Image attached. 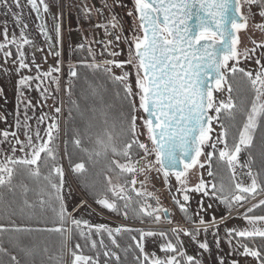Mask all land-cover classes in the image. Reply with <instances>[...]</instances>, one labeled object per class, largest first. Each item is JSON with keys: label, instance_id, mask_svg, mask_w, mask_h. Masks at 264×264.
<instances>
[{"label": "snow or ice", "instance_id": "obj_1", "mask_svg": "<svg viewBox=\"0 0 264 264\" xmlns=\"http://www.w3.org/2000/svg\"><path fill=\"white\" fill-rule=\"evenodd\" d=\"M18 8L20 7V0H12ZM27 3L36 11L37 15L43 20L42 12L49 11V5L45 0H27ZM243 3L249 6L251 11L252 5H258L260 8L259 15L264 17V0H243ZM0 5L8 6L9 0H0ZM107 7V4L104 5ZM135 7L138 12V18L142 29V35L136 34L128 41V59L118 61L116 59L105 61V72L111 73L112 67L124 69L125 67L134 68V72L122 71L119 76L112 78L119 81L124 85L125 94L131 104V114L129 120V133L133 137L130 141L123 144L121 148L110 143L111 135L108 134L109 143L105 148H111L114 155L123 157L125 162L121 163L120 160H113L111 163L119 169L118 178L121 176H131L130 180L125 179L123 184H113L112 178L107 177L108 189L111 193L112 199L110 200L107 195L102 198L98 194L96 203L103 208L115 213H120V203L127 209L130 202L133 201V193L135 197H142L143 202L139 199L136 203L139 205L137 215H147L153 217L156 222H159L161 217L160 212L164 213L165 217H170L167 209H163L159 205V199L153 193L143 190V181H140L141 188H136L138 173L145 171L144 168L139 167V160L132 159V149L135 145L143 151V157L147 161L149 170H155L163 174L167 179L171 173L175 174L176 180L181 185L177 191L183 193V200L189 201V191L202 193L210 198H215L221 203L228 206L229 209L233 205L243 206L249 197L255 198L259 192H264V186L257 182V175L253 174L251 170L247 175L251 178V184L245 186L243 183H235L234 186L225 188L223 183L219 188L215 183L205 182L202 178L199 183L195 184L192 188L187 187V174L189 170L195 168L197 165L201 168L204 163L200 161V157L204 155L205 148H210L211 151L207 153V161L209 168L211 161L215 154L218 152L219 159L225 161L235 176V167L238 164L239 154L243 148L251 144L253 134L255 133L261 118H264V65H260V61L256 63L260 65V70L253 74L252 71H247L243 68H238L236 65L239 63L241 56L248 57L250 52L255 49H245L243 53L238 50L240 43L238 33L241 29L247 28L248 17L241 12L242 0H135ZM11 10V9H9ZM91 8L85 7L86 15L91 13ZM102 12V9L99 10ZM16 15V14H14ZM128 15H132L131 12ZM17 21H20V16L16 15ZM56 19L55 17L53 18ZM97 27H104L107 34L109 27H116L115 23L110 25H97ZM261 31H264V22L256 25ZM56 31L59 33V22L56 23ZM133 31H136L134 28ZM41 32L50 40L51 37L47 32V25L41 24ZM5 41L0 43V51H3L8 44H15L17 55L19 57L18 68H28V64L24 62L25 53L22 51L23 45L31 44L32 41L21 32L19 39L15 35L11 40L8 39V31L5 28L3 33ZM115 41H120L121 37L116 35ZM109 44L112 41L108 42ZM255 43V42H254ZM264 47V43L257 45ZM84 47V45H80ZM11 51L4 52L5 57L11 56ZM59 56V52L55 53ZM112 56L118 55L117 52L110 53ZM133 60L136 63H133ZM230 62L231 65H230ZM39 66H37L38 68ZM89 67L99 68L100 65L93 64ZM60 68H50L48 72L42 73L45 77H50L56 81L58 86V78L53 77L52 73H59ZM225 71L235 75L237 72L243 73L248 77L253 98L251 100L250 108L241 109L244 116L243 121L237 126L235 123L225 126L221 120V112L224 111L228 116L235 120L233 110L237 107L233 101L231 92L232 87L228 85L229 95L227 100H217L214 92L223 91V83L226 80ZM69 76L76 77L77 72L75 67L70 66ZM41 74L33 77H22L19 80L20 86H26L29 81L36 79L39 81L36 87L39 89L43 80ZM133 77L137 91L133 92ZM30 86V85H29ZM0 89V93H2ZM70 91V89H69ZM41 95L45 98L48 97V89L44 88ZM138 97L139 104L137 106L136 98ZM31 101L25 105V141L17 139L16 143L20 145V151L24 155L20 158H15V146L12 148V156H6L0 160V186L10 184L13 175L17 172V166L21 165L27 168L28 174L33 177H40V165L43 163L44 167L48 169L47 175H44V180L47 181L45 187H41L37 192L38 203L44 205L53 199L59 202L58 217L61 227L53 229L54 231L63 234L70 233V229L64 228L62 225L67 221L76 228H80L81 224L87 226L88 233L95 229L97 233L107 232L109 237L113 235V229L108 228L106 225H89L86 220H78L72 217L71 213L67 210V205L64 202L65 191V172L62 164L56 163V152L52 146L53 140L56 138L54 132L59 131V121L56 117H51V122L47 125L44 136H41L39 130V123L43 122L45 117L42 115L39 118L37 128L33 131L31 126L26 123L27 109L31 107ZM58 115L61 111L60 107L54 109ZM137 112L146 114L147 118L143 116L138 117ZM5 119L6 117H0ZM140 120L142 126L146 128L148 138L153 145L149 148L147 144L135 139L137 136V121ZM216 122L221 127V132L216 136L213 141L212 133L214 131L212 125ZM16 127H21V121L17 119ZM230 129H235L231 136L232 144L228 143V136ZM10 133L3 131L0 136L7 140ZM13 137L16 133H11ZM77 145L80 140L74 141ZM98 143H103L98 141ZM217 144H222V149H217ZM27 149V152H25ZM87 152V149H84ZM43 154V158H42ZM155 155V160H147L151 155ZM51 161V165H49ZM158 165V167H157ZM71 170L74 173H82L85 169L83 162L71 164ZM209 176L213 172L209 170ZM23 195L27 197L30 189L27 185L21 186ZM50 189V190H49ZM220 193V195H217ZM68 194L71 195L69 189ZM47 197V199H45ZM149 199L156 200V206L153 207L148 203ZM179 205L181 211L187 213L185 204L179 200H175ZM26 207H32L27 199L24 200ZM259 205H264V200L259 201ZM81 207L84 206V201H81ZM258 205H253L247 211L252 212ZM212 207L211 204L208 205ZM151 209V211H149ZM73 208V211H76ZM203 211V205L201 204ZM127 217V211L122 213ZM189 219H191L189 217ZM244 219L249 224L256 222H264V216L244 215ZM215 217H213V224ZM199 223L205 225L203 231L207 233L209 224L201 216ZM0 230H5L4 225L0 224ZM125 231H138L140 233V240L132 237L143 256V261L147 264H181L180 259L177 257H186L185 264H202L201 260L196 259L194 256L187 255L185 251L178 250V244L182 246L183 241L179 240V235L183 232L193 242L198 243L199 249L210 251L207 241H197V236L201 229L196 228L192 230H185L182 228H173L171 232L177 237V243L167 239L166 243L161 245V250L164 252H172L174 255L167 256L164 259L151 256L144 252L143 239L145 237L160 236L167 237L166 232L144 231L142 229H123ZM121 228H116L115 232H121ZM84 236V231L80 232ZM228 235H235L239 238L260 236L264 237V230L255 228L248 230L229 229ZM67 239V235L65 236ZM102 243V241H101ZM113 243L115 240L113 238ZM218 243V242H217ZM231 243V240H229ZM92 247L96 246V241H91ZM243 247V255L251 256L259 260L260 264H264V254L260 250L250 248L247 245H240ZM76 248L79 249L80 245L77 244ZM108 253H105L107 256ZM117 261L119 256L113 254ZM72 264H89L93 260L90 256L77 255L75 251L72 252ZM15 260V257H12ZM139 260V257H136ZM220 264H223L221 259ZM233 264L238 262L233 261Z\"/></svg>", "mask_w": 264, "mask_h": 264}, {"label": "rangeland", "instance_id": "obj_2", "mask_svg": "<svg viewBox=\"0 0 264 264\" xmlns=\"http://www.w3.org/2000/svg\"><path fill=\"white\" fill-rule=\"evenodd\" d=\"M54 1H56V3L52 0H45V2L53 8L57 17L60 16L61 20L59 42L63 47L61 49H64L65 52L64 61L63 58H60V74L55 72L52 73L53 77L58 78V86L56 81L52 78L42 75V73L48 72L50 68H55L56 61L47 49L43 50V47H47L48 43L41 32V24L35 10L27 3V0H20L19 8L12 3V0H9L8 6L0 5V43L5 41L3 35L5 28H7L9 40H11L13 35L19 39L23 31L28 39L32 41L31 44L23 45L21 49L25 53L24 62L28 64V68L25 69L18 68L19 57L15 44H8L3 51H0V89L3 90L2 93H0V117H6V120L0 119V133L3 131H8L10 133L7 140H4L3 136H0V160H3L6 156L13 155V146L16 148L14 154L15 158H20L24 155V153L20 151V145L17 144L16 141L17 139L20 141H25L26 139V129L24 127L25 105L28 101H31L32 106L27 109V117L29 119H27L26 123L31 126L33 131L37 128L39 118L42 115L45 119L43 122L39 123L41 136L45 135L47 125L51 122V117H56L59 121V131L58 133L54 132V136L60 135L58 142L61 151V164L65 172L64 194L70 202V207L72 209H77L71 212L72 217L81 221L86 220L89 225L103 224L112 229H124L127 225H133L144 229L146 228L145 231L166 232V238L160 236L145 237L142 241L144 252L148 253L150 256L154 253L155 256L161 259L175 254L161 250V245L166 243L167 239L172 240L173 243H177V237L173 235L171 229L182 228L185 230H192L199 228L201 231L197 236V241L203 242L206 240L209 244L210 251L199 249L198 243L191 241L183 232L179 235V240L183 241L182 246L179 244L177 245L179 251H185L187 255L194 256L196 259L201 260L202 264H220L221 259L223 260V264H233V261L238 262V264H260L259 260L256 258L243 255V247H241V244L235 239V235H228V230H242L245 228L250 231L255 228L264 230V222L249 224L248 221L244 219L247 210L252 205L262 200L264 194L244 203L243 206L233 205L231 209L215 198H210L209 196L194 191L188 192L190 199L185 202L183 200V193L177 191L181 188V185L176 180L175 174L171 173L166 179L162 173L154 169L149 170L147 161L142 159L143 161L140 167L144 168L145 171L137 174L136 180L138 181V187L136 186V188L140 189L141 184L139 182L143 181V190L153 193L154 196L159 199L160 207L167 209L171 214L170 220H167L164 213L160 212L159 214H162V218L159 222H156L153 217L139 222H128L119 216L112 215L109 212L110 210L103 208L87 197L80 182H77L73 176L67 161V152H65L64 122L67 109L65 89L68 84L72 83L71 79L73 78L69 76L70 66L77 69L80 63L87 62L92 65L97 64L105 67V61L112 59L118 61L126 60L128 59L129 45L124 37L127 36L131 39L133 35H142L143 33L138 18V12L135 7V0H79V3L75 0H60L59 7L58 1ZM105 4H107V7H104L102 12L99 11L102 5L104 6ZM86 6L94 11V13H92L93 17H90L92 16L91 13L86 15ZM259 11L260 8L258 5H252L251 11H249V6L243 3L242 0L241 12L248 17V23L247 28L241 29L238 33L240 43L237 47L241 53H243L245 49H255V51L250 52L247 58L242 55L236 66L238 68H243L245 72L252 71L253 74L260 70V65H264V47L257 46L264 43V31L256 27L258 23L264 22V17L259 15ZM129 12H131L132 15H128ZM14 14L20 16L19 22ZM112 23H115L116 27H109L107 34L104 27H97V25H110ZM48 26L51 33L54 35L53 26L50 21H48ZM134 28L136 31H133ZM116 35L121 37L120 41H115L114 37ZM109 41H112V43L109 44ZM42 42L43 44H41ZM80 44H86L87 49L84 52L88 51L90 54L88 58L83 57L81 59L77 56L79 50L75 51V45ZM7 51H11V56L5 57L4 52ZM112 52H117L118 55L115 57L110 55ZM257 60L260 61V65L256 63ZM133 63L135 64L136 61L133 60ZM231 63L232 62H230V65ZM37 66L39 67L37 68ZM122 71L134 72V68L125 67L122 70L118 67H112L111 75L119 76L122 74ZM38 74H41L40 78L43 80L39 89L36 87L37 83H39L36 79L30 80L29 84L26 86L19 85L18 82L22 77L35 78ZM229 74L230 72L225 71L226 80L222 85L223 91L214 92V96L217 100H227L229 95V83L227 80ZM44 88L48 89V97L46 100L41 95ZM136 91L137 89L133 77V92ZM136 103L138 106V97L136 98ZM56 107H60L61 109L58 115L54 111ZM136 115L146 118L145 114L142 112H137ZM17 119L21 121V127L19 129L16 127ZM212 127L214 129L212 137L213 141H215L216 136L221 132V127L215 121ZM13 132L16 133L15 137L11 135ZM136 137L140 142L147 144L149 148L153 147L148 138L147 130L142 126L140 120L137 121ZM222 148V144H217V149ZM209 151H211V149L206 147L204 155L200 157V161L204 163L203 168L197 165L195 168L189 170L187 174L188 188H192L195 184L199 183L201 178L205 182L213 183L212 176L208 175L209 170L212 171V168H209V164L205 162L207 161V153ZM25 152H27V149H25ZM141 155V157H143V151ZM147 160L154 161L155 155L149 156ZM249 170L251 169L249 168L247 158L242 149L239 154L238 164L235 167V183H243L245 186L250 185L251 178L247 175ZM112 173L111 178L113 184L124 183L121 177L118 178V173ZM68 180L73 189L68 185ZM69 189L71 190V195L68 194ZM175 200H179L181 203L185 204L187 212L190 213L193 218L192 221H188L183 217L180 212L181 209L179 205L175 203ZM81 201L85 203L83 207L80 206ZM148 203L153 207L156 206V200L149 199ZM201 204L203 205V211L201 210ZM209 204L212 205L211 208L208 207ZM149 211H151V209H149ZM201 216L206 222L213 225L209 227L207 233L203 231L205 225L199 223V218ZM213 217H215L214 224ZM229 240H231V243H229ZM177 258L180 259L181 264H185L186 257L181 258L178 256ZM89 264L96 263L92 260Z\"/></svg>", "mask_w": 264, "mask_h": 264}, {"label": "trees", "instance_id": "obj_3", "mask_svg": "<svg viewBox=\"0 0 264 264\" xmlns=\"http://www.w3.org/2000/svg\"><path fill=\"white\" fill-rule=\"evenodd\" d=\"M75 1L79 3V0ZM101 9H104L103 5ZM90 17H93V14ZM80 45H84V47H80ZM80 45H75V51L79 50L77 56L81 59L88 58L90 54L88 51L84 52L87 49L86 44ZM89 65L92 64L80 63L76 70L77 76L73 77L72 83L66 86L67 109L64 139L70 168L74 163L83 162L85 164L86 170L82 173L72 171L73 176L77 182H80L87 197L96 202L98 194L101 198L103 195H107L110 200L112 199L111 193L107 191L109 187L107 177H112V172L118 173L119 169L111 162L113 160L125 162L123 157L114 155L110 147L105 148V145L109 143L108 134L111 135L110 143L117 148H121L133 137L128 131L131 104L125 94L124 85L114 80L111 73L105 72V67L94 68ZM227 80L232 87L231 96L237 107L233 110L235 120H232L226 112H222L221 121L226 127L233 123L239 126L244 119L241 109L250 108L254 94L248 77L243 73L237 72L235 75L230 73ZM234 131L235 129H230L227 138L229 145L232 144L231 136ZM55 137L52 146L56 152V163L61 164V151L58 142L60 135H55ZM76 139L80 140L79 145L74 142ZM98 141L103 143H98ZM84 149L88 151L85 152ZM243 151L249 168L253 174L257 175V182L264 186V118H261L253 134L251 144L243 148ZM141 154L142 150L134 145L132 159L139 160V167L143 161ZM51 163L49 161V165ZM211 168L212 180L217 188L221 183L225 185L226 189L234 186L235 179L229 165L219 159L218 152L212 158ZM28 171L24 166L18 165L11 183L0 186V224L4 225L5 229L0 230V264H72L73 251L77 255L92 257L96 264H147L143 261L136 241L132 239V237H136V240L141 239L138 231L122 229L121 232L116 233V228H114L112 237H109L107 232L97 233L95 229H92L89 234L86 225L81 224V229H78L71 224L70 220L62 225L64 228L70 229V233L63 234L54 231L53 229L61 227L57 214L59 202L53 199L49 203L40 205L37 196L39 189L47 185V181L43 177L47 175L48 169L41 163L40 177H33L28 174ZM121 178L130 180L132 177L121 176ZM22 185H27L30 189L27 197L23 195ZM68 185L73 189L69 180ZM129 194L133 195V201L130 202L127 209L123 207L122 202H119L120 213L109 212L128 222H139L151 218L147 215H137L139 205L136 200L139 199L143 202V198L135 197L133 193ZM263 194L264 192L258 191L255 198ZM255 198L249 197L247 202ZM25 199L33 206L26 207ZM64 202L68 212L71 213L73 209L65 194ZM254 205L258 206L252 212L247 211L245 214L264 216V205H259V201ZM125 211L128 213L127 217L122 214ZM180 212L186 220H193L190 213ZM124 229L146 230V228L133 225H127ZM81 231H84V236L80 235ZM113 238L115 243H113ZM235 239L239 244L258 249L264 254V237L239 238L235 236ZM92 240L96 241L95 247H92ZM77 244L80 245L79 249L76 248ZM106 252L107 256H105ZM113 254L119 256V261ZM12 257H15V260ZM136 257L140 259L137 260Z\"/></svg>", "mask_w": 264, "mask_h": 264}, {"label": "flooded vegetation", "instance_id": "obj_4", "mask_svg": "<svg viewBox=\"0 0 264 264\" xmlns=\"http://www.w3.org/2000/svg\"><path fill=\"white\" fill-rule=\"evenodd\" d=\"M53 2L56 3V1L52 0ZM58 1V7L60 6L59 2L60 0H57ZM63 2V1H62ZM22 9V8H21ZM36 13V11H35ZM44 14V15H43ZM37 15V13H36ZM41 15L43 16V20H41L40 16L37 15L38 17V20L40 22V24H46L47 25V32H48V35L51 37V39L49 40L43 33L44 37H45V40L46 42L48 43L47 47H43V50L47 49L48 52H50V55H52V57L55 59L56 61V66L55 67H59V61H60V58H63V61H64V49H61L63 48L62 47V44L59 42V37H60V31L59 33H57L56 31V23L57 21L59 22V27L61 28V20H60V16L57 17V15L55 14V11H53V8H51L49 6V11L48 12H42ZM47 15V17H46ZM56 18L55 20L53 18ZM47 18H48V21H50V23L52 24L53 26V31H54V35L51 33L50 29H49V26H48V21H47ZM68 18V16H67ZM43 44V42L41 43ZM56 52H59V56H57L55 53ZM54 68V67H53ZM70 70V69H69ZM77 70V69H76ZM61 71H59L58 74H60ZM56 73V72H55Z\"/></svg>", "mask_w": 264, "mask_h": 264}, {"label": "water", "instance_id": "obj_5", "mask_svg": "<svg viewBox=\"0 0 264 264\" xmlns=\"http://www.w3.org/2000/svg\"><path fill=\"white\" fill-rule=\"evenodd\" d=\"M139 22H140V20H139ZM76 70V69H75ZM145 116H146V114H145ZM147 118V117H146ZM169 212V211H168ZM160 215V217L162 218V214H159ZM167 220H170L171 219V215H170V217H165Z\"/></svg>", "mask_w": 264, "mask_h": 264}]
</instances>
